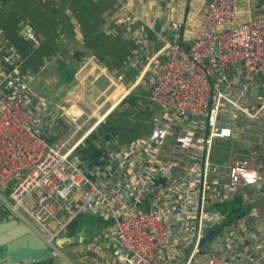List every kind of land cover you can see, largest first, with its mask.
I'll list each match as a JSON object with an SVG mask.
<instances>
[{
  "label": "built area",
  "instance_id": "1",
  "mask_svg": "<svg viewBox=\"0 0 264 264\" xmlns=\"http://www.w3.org/2000/svg\"><path fill=\"white\" fill-rule=\"evenodd\" d=\"M239 1L209 0L188 45L181 40L180 24L170 23L164 48L148 60L149 101L167 114L151 143L174 160L165 165L153 159L143 165L140 144L115 147L109 153L110 171L121 175L122 168L137 162L133 179L131 168L122 174L125 186L134 182L126 192L109 182L98 184L73 158L74 137L78 132L89 135L90 121L102 120L98 111L66 97L69 106H62V116L73 131L64 135L58 118L36 92L35 77L16 80L19 65L9 71L0 64V206L40 230L56 256L61 253L54 240L70 222L84 214L106 213L113 223L116 264H264V217L225 226V214L209 201L216 182L225 189L226 200L245 188L264 197V178L252 158H234L227 179L213 161L217 140L233 135L226 121L230 110L252 119L264 112V14L254 15L249 7L247 19L240 22ZM20 35L32 46L40 45L32 25L24 24ZM80 84L76 77L70 82L75 89ZM57 95L65 98L64 86ZM180 118L197 130L172 125ZM155 150L158 158L160 151ZM159 178L162 185L154 186ZM142 200H147L148 210L141 208ZM216 224L222 231L200 247L206 231ZM185 250H190L188 255ZM166 254L169 260L162 259Z\"/></svg>",
  "mask_w": 264,
  "mask_h": 264
},
{
  "label": "crops",
  "instance_id": "2",
  "mask_svg": "<svg viewBox=\"0 0 264 264\" xmlns=\"http://www.w3.org/2000/svg\"><path fill=\"white\" fill-rule=\"evenodd\" d=\"M208 2L0 0V64L9 71L19 65L21 72L18 71L16 80L25 81L35 77V90L44 97L46 107L58 118V130L64 129V135L73 131L71 122L62 116V106H69L64 103L66 97L67 102H85L98 111L102 120L90 121L87 126L89 135L84 137L86 134L78 132L74 137L73 158L98 184L109 182L113 189L126 192L127 185L134 182H128L125 186L122 174L131 168L128 170L129 179H133L137 162L122 168L121 175L110 171L109 153L115 147L140 144L138 148H142L140 156L143 165L153 159L165 165L174 160L151 143L155 128L165 124L163 117H167V114L149 101L147 62L164 48L170 23L180 24L181 40L185 45L190 44ZM249 7L254 9V15L264 14V0H240V22L247 19L245 10ZM24 24L35 28L40 38L38 47L21 38ZM75 77L81 79L78 89L70 86ZM62 86L65 87V98L57 95L58 88ZM257 106L256 102L253 111L257 110ZM86 111L89 112L88 108ZM226 117L227 125L233 128V135L230 139L216 142L213 161L218 166L219 174L227 179L230 162L234 158L246 157L254 160L264 178V112L252 119L230 110ZM172 123L182 130H197L188 119H174ZM154 148L160 151L158 158V151ZM231 148L240 155L223 161L216 157L218 151L227 150L229 154ZM166 176L170 179L173 173L168 169ZM153 185H162V179L154 181ZM223 189L216 182L209 196L212 205L224 199ZM243 193L245 200L255 204L250 215L264 217V197H255L253 188H245ZM140 206L143 210L149 208L147 200H142ZM17 219L40 237H45L30 223ZM60 219L65 220L63 214ZM46 240L49 242L50 239L46 237ZM54 242L61 253L58 256L62 260L59 264H116L112 258L116 244L113 223L106 213L79 216L67 225ZM162 259L169 260L168 254ZM162 262L180 264L176 260Z\"/></svg>",
  "mask_w": 264,
  "mask_h": 264
},
{
  "label": "water",
  "instance_id": "3",
  "mask_svg": "<svg viewBox=\"0 0 264 264\" xmlns=\"http://www.w3.org/2000/svg\"><path fill=\"white\" fill-rule=\"evenodd\" d=\"M13 228L3 238L9 244L8 255L0 260V264H59L61 258L54 254L46 239L32 231L24 222L8 214L4 208L0 209V232ZM223 226L216 224L209 228L200 243L204 247L211 242L221 231ZM20 237V240L18 239Z\"/></svg>",
  "mask_w": 264,
  "mask_h": 264
},
{
  "label": "trees",
  "instance_id": "4",
  "mask_svg": "<svg viewBox=\"0 0 264 264\" xmlns=\"http://www.w3.org/2000/svg\"><path fill=\"white\" fill-rule=\"evenodd\" d=\"M216 147V146H215ZM218 148L221 149L220 146ZM219 152V151H218ZM218 154H221L220 156ZM228 156L227 150L221 151V153H216V157L226 160ZM255 204L250 203L245 200V194L242 192L234 195L233 198L229 200H221L214 205L218 211L222 212L226 216L225 226L232 225L234 222L243 220L244 218H249L250 220H256L258 217L252 216L251 211L253 210Z\"/></svg>",
  "mask_w": 264,
  "mask_h": 264
},
{
  "label": "flooded vegetation",
  "instance_id": "5",
  "mask_svg": "<svg viewBox=\"0 0 264 264\" xmlns=\"http://www.w3.org/2000/svg\"><path fill=\"white\" fill-rule=\"evenodd\" d=\"M12 230L13 228L11 226H8L7 230L0 232V260H3L8 255L9 244L5 243V240H3V238L6 237L5 234H9ZM18 239L20 240V237Z\"/></svg>",
  "mask_w": 264,
  "mask_h": 264
},
{
  "label": "rangeland",
  "instance_id": "6",
  "mask_svg": "<svg viewBox=\"0 0 264 264\" xmlns=\"http://www.w3.org/2000/svg\"><path fill=\"white\" fill-rule=\"evenodd\" d=\"M236 149H230V151H229V154H228V159H230V157H234V156H239L240 155V153H237V152H234ZM218 153H221V151L220 152H218ZM219 156L221 155V154H218ZM14 183V182H13ZM13 183L10 185V188L13 186ZM49 227H50V229H52L53 230V225L52 224H49ZM189 251L190 250H185L184 251V254L185 255H188V253H189ZM203 262H200V263H198V264H202Z\"/></svg>",
  "mask_w": 264,
  "mask_h": 264
}]
</instances>
